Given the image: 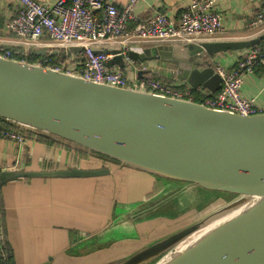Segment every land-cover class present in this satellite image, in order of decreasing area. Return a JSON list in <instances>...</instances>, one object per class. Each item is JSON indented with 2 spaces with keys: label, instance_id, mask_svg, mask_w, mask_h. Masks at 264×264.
<instances>
[{
  "label": "water",
  "instance_id": "obj_1",
  "mask_svg": "<svg viewBox=\"0 0 264 264\" xmlns=\"http://www.w3.org/2000/svg\"><path fill=\"white\" fill-rule=\"evenodd\" d=\"M260 44H264V34L173 48L162 44L132 46L127 52L131 62L122 54V46L92 49L110 55L106 65L117 67L130 80L135 75L144 78L142 73L149 70L147 63L165 61L170 50L174 55L167 59L171 64V84L213 97L223 85L217 67L226 73L230 71L219 58L235 53L238 63ZM4 47L0 51L16 56L0 54V119L21 132L24 139L21 160L29 153L30 144L26 140L29 132L35 135V140L43 137L100 157L111 167L87 168L72 161L63 169L4 170L0 173V203L2 187L13 181L99 178L112 175L116 168L141 170L167 181L194 186L202 196L205 191L217 192L233 199L215 215L209 214L174 230L114 264H264V112L247 115L210 108L197 101L132 86L86 80L29 61L30 56L39 60L56 57L74 70L86 59L81 46ZM250 74L244 76V81ZM180 198L186 201L184 194ZM179 202L183 205V200ZM213 218L225 219L211 225ZM249 218L261 219L251 240L198 249L203 234L227 229ZM1 241L9 254L6 235H2ZM10 264L17 262L12 258Z\"/></svg>",
  "mask_w": 264,
  "mask_h": 264
},
{
  "label": "crops",
  "instance_id": "obj_2",
  "mask_svg": "<svg viewBox=\"0 0 264 264\" xmlns=\"http://www.w3.org/2000/svg\"><path fill=\"white\" fill-rule=\"evenodd\" d=\"M109 1L119 8L128 2ZM190 3L191 0H140L134 11L141 21L158 12L166 13L177 20ZM263 7L264 0L217 1L215 9L222 16L224 31L212 40L195 44L242 40L264 34V31L256 33L249 28V22ZM15 13L16 5L12 0H0V50L5 49V45H17L16 36L5 29ZM162 45L173 48L182 44ZM117 46L119 45L110 47ZM169 51L167 54L170 56L167 59L170 60L174 55ZM53 58L57 60L56 57ZM167 59L147 63L149 70L142 73V77H153L172 83L169 78L171 64ZM237 59L238 54L235 53L224 54L219 58L229 70L236 66ZM112 68L117 69L115 66ZM242 92L245 97L256 99L259 107L264 108L263 67H257L254 74L245 78ZM199 94L204 96L205 93ZM34 137V134L27 132L29 153L23 160L21 145L0 137V173L22 167L28 170L63 169L72 161L87 168L109 166V162H104L100 157L54 144L43 137L38 140ZM158 182L163 188L168 181L148 172L126 167L116 168L112 175L99 178H41L9 182L2 187L3 198L0 203V234L6 235L9 254L1 241L0 257L2 252H5L10 260L14 258L17 264H114L142 250L178 226L172 222L158 224L160 218L135 222L129 215V212L134 214V210H139L135 209L134 204L146 199ZM187 186L189 190L184 195L187 193L191 198L194 193H200L196 187ZM193 189L196 192H193ZM127 218L132 225L129 230H132L133 234L126 233L125 237H114L113 234L117 235L115 232L122 233L123 221ZM96 236L104 237L95 239ZM137 244L141 248L132 252L111 250L112 246ZM87 246L93 248L87 250Z\"/></svg>",
  "mask_w": 264,
  "mask_h": 264
},
{
  "label": "built area",
  "instance_id": "obj_3",
  "mask_svg": "<svg viewBox=\"0 0 264 264\" xmlns=\"http://www.w3.org/2000/svg\"><path fill=\"white\" fill-rule=\"evenodd\" d=\"M12 1L16 5V13L5 29L16 36L17 45L84 47V64L74 70L66 66V61L54 58L37 59L35 64L77 74L86 80L102 84L132 86L190 101H197L193 90L153 77L138 78L135 75L130 80L118 69L106 65L110 55L97 53L92 47L122 46V54L131 62L127 52L132 46L199 43L212 40L224 31L222 16L215 9V3L220 0H191L177 20L158 12L143 21L137 18L134 11L140 0H128L122 8L109 0ZM249 28L256 33L264 31V7L249 22ZM0 54L11 57L9 52L1 51ZM257 67L264 68L262 44L241 58L228 73L217 67L218 73L223 77L222 88L213 97L204 95L200 103L210 108L247 115L264 112L256 99H247L242 95L244 76L255 72ZM0 137L13 140L19 145L24 140L20 132L2 127ZM1 240L0 234V242ZM1 257L0 264H7L5 252H2Z\"/></svg>",
  "mask_w": 264,
  "mask_h": 264
},
{
  "label": "flooded vegetation",
  "instance_id": "obj_4",
  "mask_svg": "<svg viewBox=\"0 0 264 264\" xmlns=\"http://www.w3.org/2000/svg\"><path fill=\"white\" fill-rule=\"evenodd\" d=\"M158 183L155 185L153 189L154 191L150 193L146 197V199H143L140 202L134 204L135 209L137 208L139 210H134V214H131L129 212V215L131 216V218H133V221L136 222V220L149 219V218H160L158 224L162 225L163 222L164 223L172 222V224L175 223V225H178L168 231V232H172L178 227L184 224L186 225V224L192 223L198 219V218L196 219L195 214H190L191 211L188 212V210L192 206L191 205L192 202L188 201V199L190 198L189 194L186 193L184 195L186 198L185 205H181L180 202L178 201L181 195L189 190V187L186 184L183 183L182 185L181 183V186H177L176 183L173 184L171 183V181H168L167 185H163V188H162V185L160 186V182ZM179 206L182 207V212H181L180 217L177 218L175 216V213ZM184 206H186V208H184ZM208 208H210L209 205H208ZM187 218L188 220H186ZM128 220L129 219L127 218L123 221L122 233L115 232V234L117 235L113 234L114 237H118V236L125 237L124 234L126 233L133 234L132 230L131 231L129 230V228L132 225L128 222ZM103 237L104 236H96L95 239H100ZM95 239H93V241Z\"/></svg>",
  "mask_w": 264,
  "mask_h": 264
},
{
  "label": "rangeland",
  "instance_id": "obj_5",
  "mask_svg": "<svg viewBox=\"0 0 264 264\" xmlns=\"http://www.w3.org/2000/svg\"><path fill=\"white\" fill-rule=\"evenodd\" d=\"M176 185L177 186H181V183H176ZM193 192H196V191L193 189ZM232 199H233V196H231V195L217 193V192L206 193V191H205V193L203 194V196L201 195V193H194V196H192L191 198L188 199L189 202H192V204H191L192 206L188 210V212L191 211L190 214H195L196 219L197 218L198 219H201V218H203V217H205V216H207L209 214L215 215V212L216 211L220 210L223 207L228 206L231 203L230 200H232ZM180 200H183V205L186 204V201H185L184 198H179L178 201H180ZM205 201H207L208 203H206ZM208 205H209L210 208H208ZM181 212H182V207L179 206L177 208V211L175 213V216L177 218L180 217ZM215 219L216 218L211 219L210 222L213 221V220H215ZM218 219L219 218H217V220H215L213 223L222 221L225 218H223L221 220H218ZM186 225H188V224H186ZM186 225L184 224V225L178 227L177 229H180L182 227H185ZM160 227H164V226H160ZM177 229H175V230H177ZM158 233H159V231L156 232V234H158ZM114 239H116V238H114ZM87 248H88L87 250H89V249H91L93 247L87 246ZM138 248H141V247L138 246V244H137L136 246H112L111 250L114 249L115 251H120V252H132L134 250H137Z\"/></svg>",
  "mask_w": 264,
  "mask_h": 264
},
{
  "label": "bare ground",
  "instance_id": "obj_6",
  "mask_svg": "<svg viewBox=\"0 0 264 264\" xmlns=\"http://www.w3.org/2000/svg\"><path fill=\"white\" fill-rule=\"evenodd\" d=\"M260 221L261 219H243L241 222L233 224L227 229L220 231L211 230L207 234L202 235V238L198 241V249L211 248L219 244L225 245L228 241L234 245L249 241L254 237L259 228Z\"/></svg>",
  "mask_w": 264,
  "mask_h": 264
},
{
  "label": "trees",
  "instance_id": "obj_7",
  "mask_svg": "<svg viewBox=\"0 0 264 264\" xmlns=\"http://www.w3.org/2000/svg\"><path fill=\"white\" fill-rule=\"evenodd\" d=\"M16 55H11V57H14ZM39 57L36 56H30L29 61L30 62H35ZM195 96L197 97V101L201 102L202 99H204L205 96H203L202 94H199L198 91H193ZM0 127L5 128V129H10V130H14V131H18L17 129H15L12 125L4 122L3 120L0 119ZM49 144H52L50 141L46 140ZM83 155V154H81ZM7 264H10V257L7 256ZM2 262V257H0V263Z\"/></svg>",
  "mask_w": 264,
  "mask_h": 264
}]
</instances>
